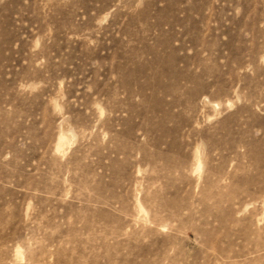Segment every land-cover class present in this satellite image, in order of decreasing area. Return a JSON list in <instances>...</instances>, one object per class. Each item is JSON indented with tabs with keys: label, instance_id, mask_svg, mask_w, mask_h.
<instances>
[{
	"label": "rangeland",
	"instance_id": "374dc122",
	"mask_svg": "<svg viewBox=\"0 0 264 264\" xmlns=\"http://www.w3.org/2000/svg\"><path fill=\"white\" fill-rule=\"evenodd\" d=\"M0 217L4 264H264V0H0Z\"/></svg>",
	"mask_w": 264,
	"mask_h": 264
},
{
	"label": "bare ground",
	"instance_id": "6f19581e",
	"mask_svg": "<svg viewBox=\"0 0 264 264\" xmlns=\"http://www.w3.org/2000/svg\"><path fill=\"white\" fill-rule=\"evenodd\" d=\"M4 224L10 225L11 222L4 221L3 218L0 217V230L3 228ZM48 224L52 225L51 223H48ZM51 236H52V234H47L48 238H50ZM37 243L38 242H36L35 247L33 248V252H31L30 255H29L30 259H33V262H35V260H37V256L41 254V246L39 244H37ZM2 249L3 250L0 251V264H4L5 259H7L8 256H9L8 251L10 250V248H2ZM67 251H68V249L66 248V249L63 250V253H66ZM54 253H55V251L51 250L49 256L52 259L54 258V261H55Z\"/></svg>",
	"mask_w": 264,
	"mask_h": 264
}]
</instances>
